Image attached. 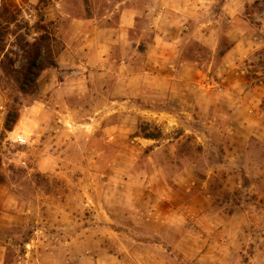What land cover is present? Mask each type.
I'll return each mask as SVG.
<instances>
[{"label":"clouds","instance_id":"obj_1","mask_svg":"<svg viewBox=\"0 0 264 264\" xmlns=\"http://www.w3.org/2000/svg\"><path fill=\"white\" fill-rule=\"evenodd\" d=\"M0 264H264V0H0Z\"/></svg>","mask_w":264,"mask_h":264}]
</instances>
